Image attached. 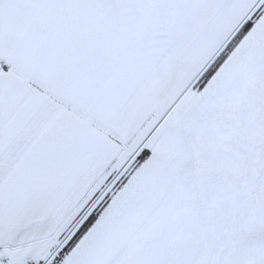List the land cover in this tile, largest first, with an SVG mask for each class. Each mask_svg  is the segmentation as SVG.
Returning a JSON list of instances; mask_svg holds the SVG:
<instances>
[{"label": "snow or ice", "instance_id": "6c2138e0", "mask_svg": "<svg viewBox=\"0 0 264 264\" xmlns=\"http://www.w3.org/2000/svg\"><path fill=\"white\" fill-rule=\"evenodd\" d=\"M0 264H264V0H0Z\"/></svg>", "mask_w": 264, "mask_h": 264}]
</instances>
